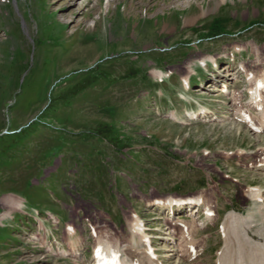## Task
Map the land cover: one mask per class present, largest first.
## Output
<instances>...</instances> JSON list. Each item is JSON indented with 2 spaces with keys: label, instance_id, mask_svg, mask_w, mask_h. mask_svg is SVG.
<instances>
[{
  "label": "rangeland",
  "instance_id": "1",
  "mask_svg": "<svg viewBox=\"0 0 264 264\" xmlns=\"http://www.w3.org/2000/svg\"><path fill=\"white\" fill-rule=\"evenodd\" d=\"M219 1L0 0V135L39 119L0 145V213L9 194L27 205L0 224V264H92L88 224L108 238L115 230L127 235L133 214L165 264H216L231 210L253 216L249 236L264 240L259 202L244 196L257 186L264 196V170L256 169L264 129L239 69H262L252 45L264 54V25L252 24L264 22V0ZM210 55L215 72L197 65ZM188 73L195 84L186 90ZM203 107L207 117L193 119L190 112ZM241 110L254 119H242ZM197 195L217 218L188 208L177 215L171 230L184 234L182 250L162 239L167 215L147 203ZM71 222L76 257L65 231ZM242 223L233 225L236 249L246 244Z\"/></svg>",
  "mask_w": 264,
  "mask_h": 264
},
{
  "label": "bare ground",
  "instance_id": "2",
  "mask_svg": "<svg viewBox=\"0 0 264 264\" xmlns=\"http://www.w3.org/2000/svg\"><path fill=\"white\" fill-rule=\"evenodd\" d=\"M106 1L108 2L109 0H106ZM219 2L222 3L223 0ZM205 13L206 11H204L203 9V11L199 15H204ZM235 47L236 46H234V48ZM238 49L239 48L236 47V50ZM252 49L257 58L260 55L259 56L260 59L258 61L259 63L263 65L262 69L260 70V73L255 74V70L252 69L254 68L253 66H250L249 68V66H245L243 64H241L239 69L241 70V73L245 74V77L247 78V82L250 84L249 92H250L251 99H250L249 105H251L255 110L258 111V114H259L258 116L259 119L257 118L258 119V129L262 130L264 129V100H263L264 99V54L261 52L259 53L261 48L257 46L256 43H253ZM228 59L232 61H234L235 59L231 52L230 54H228ZM197 60H198V63L201 65H204L205 62L209 60L212 61L213 63L217 62V59L211 55L201 57ZM186 67L188 68V71L194 72L193 66L190 63H187ZM238 72L239 71L235 69L234 72L231 71L230 74H237ZM152 73L157 76H162L163 74L161 70H153ZM188 75L189 73L187 74V76ZM228 75L229 74H226V77H228ZM186 77L185 79H187ZM217 81H220V80H217ZM184 85L186 86L188 85L187 80H185ZM187 89H189V87H187ZM238 92H236L232 98L234 104L236 101L238 102V99H240V95ZM205 111L206 110L203 109L201 113L197 114V116L202 114L204 117L206 113ZM245 112H246L245 110L244 112H240V116L243 117L244 120H247V121L249 120L248 121L249 123L251 122L250 120H252L253 117H249L248 112L247 114ZM171 116L176 117V114H172ZM256 169H258L259 171L264 170V158L260 162L257 163ZM247 189L244 191L247 193V195H244V193L243 195L255 202H258V200H260L259 205L257 206L256 210L259 214H261V219H264V196L261 193V187L257 186L255 188H247ZM197 202L203 204L202 211H204L206 221L216 220L217 214L213 210L211 201L210 202L209 200L207 201L206 198L204 199V197H202L201 195L190 196V197H185V198H177V197L159 198V197L154 196L148 200L147 206L153 207L154 205H156L157 207H162V208L156 207L159 210L161 209L168 210L171 206H173L172 204H175L176 208L179 209L180 207H182L181 204H189V203L197 204ZM1 203L5 206V209L7 210L0 213V224L2 223L3 219L11 216L13 210L22 209L25 205L23 198L16 197L15 195H12V194L4 196L1 199ZM158 212H164V211H158ZM195 212H193V214H195ZM131 217L132 219L127 221V224H128L127 233L128 234L124 235V232H122L121 234L117 230H115V236L114 237L111 236V238H108L105 235L106 231L104 232H102L101 230L97 231V226L88 224L91 227L89 230L91 231L90 232L91 235L95 237L94 245H93V249L91 253V258H92L91 261H93L92 264H97V263L99 264L103 258L113 259L115 260L116 264H165V262L159 258L157 248H155V244H153V239L150 236L151 234L147 232L149 227L146 226V224H144L141 217H139L137 214H133ZM253 218H254L253 216L241 218V215L234 210L229 211L226 214V216H224L223 218L224 223L222 225V232H223V237H224V240H223L224 248H222L221 251L220 250L217 251L216 264H264V240L263 241H253V239H251V237L249 236L250 231L248 229V225L249 224L251 225ZM240 219H242L244 223V224L242 223L243 226L240 225V227L244 228L243 230L244 234L242 235V237H244L243 239H244V242L246 243L245 245L249 246L248 249H246V252H244V249H243V246L245 245L237 246L238 247L237 249L234 248L233 246V240L234 239L236 240L239 237L237 235L239 234V232L237 233L235 231L234 226L238 225L240 222L238 224H234V223H237ZM165 221H166L165 225H168V228H167L168 233L164 235L166 237H163L162 239L164 241L173 240L172 243L179 241V243L175 244V246L183 250V245L181 242L184 237V234L180 233L179 235V234H176V232L174 231L175 236H173V232L171 230L172 229L171 226L173 224L181 223V221L174 222L172 219H169V218H166ZM198 225L200 224L195 222V229ZM42 226L44 227V224L41 223V227ZM65 227H66L65 231L69 239L68 243L70 245L68 247H71V253L69 255L76 257L78 253L77 251L78 249L75 246L74 240H73V237L75 236L70 237V235L75 234L74 223L73 222L67 223ZM235 228L237 229V227ZM108 232L109 231L107 230V233ZM192 235L193 234H191V236ZM121 239H123V241H120ZM44 242H45V239L42 241V243ZM205 244L206 243L204 242L201 243L202 248L205 246ZM169 256L170 255H168V258ZM246 256H247V259H245Z\"/></svg>",
  "mask_w": 264,
  "mask_h": 264
},
{
  "label": "trees",
  "instance_id": "3",
  "mask_svg": "<svg viewBox=\"0 0 264 264\" xmlns=\"http://www.w3.org/2000/svg\"><path fill=\"white\" fill-rule=\"evenodd\" d=\"M94 74V70L93 71H88L87 72V74H85V76L88 78L89 77V75L90 76H92ZM95 78V77H94ZM93 78V79H94ZM62 81H60L59 83H61ZM69 98L70 97H67L62 103H63V105L64 104H66L67 103V101L69 100ZM55 104V102L52 104H50L51 106L53 105V106H55L56 107V105H54ZM50 107V106H49ZM47 109V108H46ZM45 109V110H46ZM37 121H39V119H37L36 121H34V122H32L31 124H29L27 127H30L33 123H35V122H37ZM27 127L26 128H24L23 130H21L20 132H18V133H16V134H4V135H0V138H4L5 136H7L6 138H4L3 139V141H0V145H2L3 143H4V141L6 140L8 143L10 142V143H12L13 141H9L10 139H14L18 134H21L25 129H27ZM58 149H59V147L57 148V147H54L53 148V150H57L58 151Z\"/></svg>",
  "mask_w": 264,
  "mask_h": 264
}]
</instances>
